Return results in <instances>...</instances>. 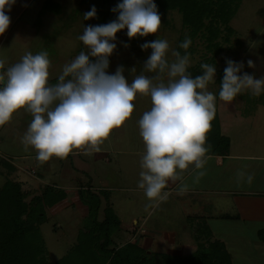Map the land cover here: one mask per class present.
Instances as JSON below:
<instances>
[{
    "label": "rangeland",
    "instance_id": "1",
    "mask_svg": "<svg viewBox=\"0 0 264 264\" xmlns=\"http://www.w3.org/2000/svg\"><path fill=\"white\" fill-rule=\"evenodd\" d=\"M236 1L227 22L232 33L227 42L219 38L223 48L215 53L204 37L189 36L177 8H164L159 0L139 15L125 10L118 33L97 30L94 38L96 18L87 0H0V188L24 174L37 179L20 186L26 203L36 197L43 203L38 264H57L79 241L77 233L90 228L84 192L97 190L87 188L90 175L95 188L109 179L112 209L122 224L108 247L135 244L152 264H166L167 246L184 255L210 236L190 207L195 196L178 201L161 187L167 164L176 162L172 153L213 150L211 134L219 126L237 154L231 162L236 174L254 181L264 176V0ZM192 71H202L205 79H189ZM66 119L72 139L81 132L77 155L65 159L71 168L77 158L81 163L68 186L39 181L42 165L11 172L22 158L32 164L49 159L52 167L44 174L55 182L64 164L60 149L75 148L60 144ZM194 158L210 186L222 166L212 156ZM231 180L217 182L227 186ZM105 200L103 208L109 206ZM96 219H103L100 206ZM209 224L213 231L235 227L230 219ZM153 226L174 232V244L154 245ZM139 233L150 237L138 244Z\"/></svg>",
    "mask_w": 264,
    "mask_h": 264
},
{
    "label": "trees",
    "instance_id": "2",
    "mask_svg": "<svg viewBox=\"0 0 264 264\" xmlns=\"http://www.w3.org/2000/svg\"><path fill=\"white\" fill-rule=\"evenodd\" d=\"M87 1L89 13L96 18V25L90 34V37L94 38L97 30L103 33H118L121 16L125 14V10H130L129 16L139 15L148 7L151 0ZM159 2H162L164 8H177L181 12L183 24L189 27V36L204 37L206 46L212 47L215 53L223 48L219 38L227 42L232 33L227 22L234 12L236 0H159ZM45 7L44 2L42 9ZM102 23L106 26L102 27ZM69 76L70 74H67L60 79H67ZM205 77L202 71H192L189 75L191 80H204ZM212 132L214 148L208 152L224 154L228 147V138L219 133L218 127ZM98 192L85 190L84 200L92 218L91 226L88 230L77 233L79 241L57 260V264H152L135 244L108 247L111 243V234L118 227L119 220L110 206L103 208L102 220L96 219L101 200L99 194L107 198L106 191ZM25 194L20 183L10 179L0 188V264H38V258L43 257L44 247L37 226L43 218V203L39 197L31 198L26 203L23 199ZM207 230L209 229L205 227L206 232ZM208 235L202 236L197 248L186 255H164L166 264H231L223 244ZM259 235L264 238V230H260ZM82 236L85 244L80 241Z\"/></svg>",
    "mask_w": 264,
    "mask_h": 264
},
{
    "label": "crops",
    "instance_id": "3",
    "mask_svg": "<svg viewBox=\"0 0 264 264\" xmlns=\"http://www.w3.org/2000/svg\"><path fill=\"white\" fill-rule=\"evenodd\" d=\"M0 78H1L0 83H4L5 82L4 77L1 75ZM69 125H70V121H68V119H66L65 123L61 125L60 130L62 136L60 138L61 141L60 144H63L64 146L69 145V148H73V147L75 148H73L74 150L71 151L68 150L66 152H63V150L60 149L61 150L60 156L64 157L63 158L64 164L62 163L63 166L61 165V167H59L60 172L57 173L58 174L57 177L54 176L55 182L50 181V179H48V177L44 174L45 169H51L52 167L49 159L44 160L42 162L37 160L38 163L32 164L31 162L26 161L22 158V160L20 159L18 163H12V165H10L9 168L11 169V172L14 171L15 169L16 172L17 171L22 172L23 167H26L28 169L34 165L35 166L42 165L44 170L42 171V175H40L38 178L39 181H42L43 184H51L53 186L54 185L60 187L68 186L70 184L69 178L72 177L71 173L72 172L74 173L76 169L78 170L79 165L81 166V163L78 162L79 158L76 159L77 160L76 164L73 165L75 168L72 167L73 169L70 167V165H67L65 163V159L68 160V157H70V155L73 154L77 155L79 150L77 149V143L80 144V139L78 138V136H80L81 132L80 131L77 132V135L78 134L79 135L78 136L76 135V139H72V135L74 132L71 126ZM98 132L99 131L97 130V133ZM219 133L221 134L220 130ZM229 148L230 147H229V139H228V147L225 150L224 154H221L220 152L192 153L191 151L172 153L171 155H173L176 162L167 164V166L170 167V169L168 168L170 172H167L165 170L166 172L163 175V184H161V187L165 186L166 188L164 189L169 191L171 190L175 194L178 201H181V198L179 200V197H183L185 195H189L190 197L195 196V199L191 202L192 206L190 205L189 206L194 207L193 213L196 215L195 217H199L197 219L198 221H201L203 219L204 222H206L208 229L210 231L211 239H216L223 244L224 249L229 254L231 264L237 262L242 264H264V238L259 235V231L264 230V176L263 174H260V178H258L256 181H254V177L252 176L244 177L243 180L240 174H236L234 166H232L231 164V162H234V160L236 159L237 154L230 152ZM90 150L87 151L89 152ZM196 155L202 156V160L205 159L206 156H212L215 159L216 165L218 167L222 166V168L218 170V173L215 177L211 176L213 177L212 178L213 180L209 177V179H211L209 183H213V184H210V186L208 187L204 185V182L207 181L206 180L207 174H205L204 171L200 172L201 170L197 172L199 168L198 165L201 163V160L197 162V160L194 158V156ZM225 159H228V161H225ZM66 166H68L67 169ZM31 169L34 171L33 168ZM87 169L90 170V166L88 164H87ZM228 169H229L228 171L229 173L228 175H225ZM62 170H66V171L63 172ZM226 179H233V180L227 181L228 182L227 186H224L222 183H219V182H223V180ZM217 180L220 181L217 182ZM258 180L259 183H257ZM184 181H185V185H183ZM17 182H19L20 185L22 186L31 187L33 182L35 183L37 182V179L34 178V175L32 176L29 174H24L21 177H19ZM91 182H92V177L90 175L87 183L89 187L87 186V188L97 189L96 190L97 193H99L98 192L99 190L106 191L107 199H109L107 201L109 203V206L112 208L113 207V201L111 195L112 189H110L109 179L108 178L101 179V186L99 188H95L91 184ZM225 182L226 181H224V183ZM22 186L20 187L23 190ZM99 195L102 196V202L104 203V201H106L105 200L106 198L102 194ZM196 197H198L199 199H197ZM103 203L100 204L102 210H103V205H102ZM213 218L234 220L235 227L230 228L231 230L225 229L220 231H213L209 224V220L210 219L212 220ZM118 220H119L118 228H120L122 224L119 218ZM136 221L137 220L135 218L131 219V222L133 224H135ZM238 223H240L241 225ZM140 225L145 227L143 221L140 223ZM152 228L155 231V232L152 231L153 234L155 235V237H153L154 239L153 241H155L154 245H157L158 243L163 246H167V243L173 245L174 243H172V240L173 242L176 241L174 237V232L163 230L158 226H153L149 229ZM167 233H170L171 235L168 236ZM114 234L115 233L113 232V237ZM149 237L150 234L146 236L139 233L137 235L138 244L140 243L143 244L145 240L148 239ZM111 240H112V236H111ZM167 241H171V242H167ZM181 247L183 246L181 245ZM165 249H166L165 253H167L168 251L172 255L183 256L180 253L175 254L174 253L175 249H171L170 246L165 247Z\"/></svg>",
    "mask_w": 264,
    "mask_h": 264
},
{
    "label": "built area",
    "instance_id": "4",
    "mask_svg": "<svg viewBox=\"0 0 264 264\" xmlns=\"http://www.w3.org/2000/svg\"><path fill=\"white\" fill-rule=\"evenodd\" d=\"M0 77H1V74H0ZM1 79V78H0ZM1 82V81H0Z\"/></svg>",
    "mask_w": 264,
    "mask_h": 264
}]
</instances>
